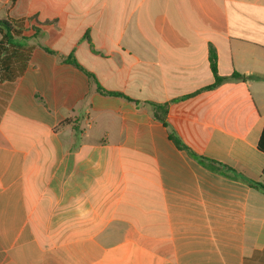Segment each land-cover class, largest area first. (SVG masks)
Returning a JSON list of instances; mask_svg holds the SVG:
<instances>
[{"label":"crops","instance_id":"0c3cea01","mask_svg":"<svg viewBox=\"0 0 264 264\" xmlns=\"http://www.w3.org/2000/svg\"><path fill=\"white\" fill-rule=\"evenodd\" d=\"M9 18L49 24L0 81V264H264V0H0Z\"/></svg>","mask_w":264,"mask_h":264},{"label":"trees","instance_id":"16d2710c","mask_svg":"<svg viewBox=\"0 0 264 264\" xmlns=\"http://www.w3.org/2000/svg\"><path fill=\"white\" fill-rule=\"evenodd\" d=\"M48 22L41 23L36 18L25 20H15V19H2L0 20V81H13L16 78L20 77L26 70L31 52L34 46H28L24 44V41L30 40L31 38L36 39L41 34V26L48 25ZM46 52L51 55H57L55 51L50 50L48 47H43ZM60 59L65 62L76 66L87 74V76L93 81L96 85V88L99 92L107 94L110 96H124L120 93L106 91L95 78V76L83 68L75 59L73 55L67 57L60 56ZM210 62L211 69L215 76V83L209 88H215L220 85L222 82L227 80L225 77H220L217 70V52L215 48L211 47L210 49ZM233 78H245L240 74L233 75ZM125 97V96H124ZM127 98V97H126ZM128 100L129 99L127 98ZM153 107L155 118L165 122V117L167 113V108L155 103H149ZM71 120L67 119L63 121V125L70 124ZM78 129V127H75ZM172 139L175 143L182 148L181 142L175 137L172 136ZM259 150L264 153V129L262 131L259 143ZM202 162H205L212 166H216L215 161L202 158ZM219 170V167L217 168ZM251 185L259 187L264 190V186L255 182H250Z\"/></svg>","mask_w":264,"mask_h":264}]
</instances>
